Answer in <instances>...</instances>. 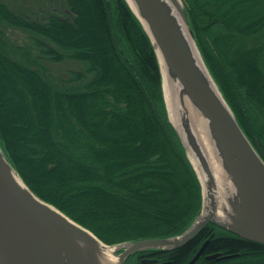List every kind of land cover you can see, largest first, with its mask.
I'll return each instance as SVG.
<instances>
[{
    "label": "trees",
    "instance_id": "trees-1",
    "mask_svg": "<svg viewBox=\"0 0 264 264\" xmlns=\"http://www.w3.org/2000/svg\"><path fill=\"white\" fill-rule=\"evenodd\" d=\"M55 1L57 11L26 12L0 0L2 149L35 194L107 244L181 234L202 188L169 120L148 34L125 0ZM183 2L210 73L264 159V0ZM67 60L84 67L55 79L48 64ZM206 240L194 264H264V244L214 223L165 252L186 264ZM218 252L229 257L205 258Z\"/></svg>",
    "mask_w": 264,
    "mask_h": 264
},
{
    "label": "water",
    "instance_id": "water-1",
    "mask_svg": "<svg viewBox=\"0 0 264 264\" xmlns=\"http://www.w3.org/2000/svg\"><path fill=\"white\" fill-rule=\"evenodd\" d=\"M125 1L142 24L156 52L162 75L163 93L169 120L175 128L201 184V210L192 224L181 234L107 244L91 230L69 217L55 205L35 194L13 167L0 145V251L9 264H87L86 259L70 245L65 248L61 241L58 245L47 242L42 236L43 229L55 231L59 233L58 235L77 236L85 242H89L90 237L85 235L84 231L92 233L99 241L115 247L114 254L118 257L119 264H124L130 255L139 251L165 252L183 247L191 242L209 223H214L241 238L264 244V159L241 127L234 111L210 73L196 42L183 0H181V5L178 6L181 16L189 28L190 36L208 73L228 106L232 116L231 124L217 108L212 95L205 87L202 77L197 74L198 71L191 56L190 46L182 36L177 23L170 17L165 1L134 0L146 18L150 30L136 13L129 0ZM160 58L171 68L174 74L172 80L175 81L180 90L179 96L181 95L184 99L187 97L188 101L201 111V118L207 121L209 137L211 136L216 141L215 147L217 151L223 150L227 160V167L234 175L239 193L241 202L238 208L241 216L248 219L249 224L238 222L235 226H229L216 218L215 209L202 216L205 208L204 184L190 156L188 146L171 118ZM188 138L200 155L205 168L208 169L203 159L204 155L200 152L195 142L196 140L191 136ZM228 154L234 158H228ZM238 164L244 167L250 178V183L247 185L243 180L244 174L238 175ZM14 172L18 174L23 182L18 181ZM208 242L209 240H206L195 256L186 264H194L203 254ZM226 257H229V255L222 256L218 252L207 255L205 258L210 260Z\"/></svg>",
    "mask_w": 264,
    "mask_h": 264
},
{
    "label": "bare ground",
    "instance_id": "bare-ground-1",
    "mask_svg": "<svg viewBox=\"0 0 264 264\" xmlns=\"http://www.w3.org/2000/svg\"><path fill=\"white\" fill-rule=\"evenodd\" d=\"M164 1L170 17L177 23V27L182 32V36L190 46L189 49L196 70L198 71L197 74L202 77L205 87L212 95L217 108L221 111L224 118L231 124L232 116L228 106L224 102L216 84L208 73L192 37L190 36L189 28L181 16L178 8V6L181 5V0ZM129 2L139 17L143 20L148 30H150L146 18L142 14L139 6L136 5L134 0H129ZM160 60L164 73V86L171 118L183 136V139L188 146L190 156L196 165L204 184L205 208L202 216H205L207 213L211 212L212 209H215L216 218L229 226H235L238 222L249 224L248 219L241 216L240 209L238 208L239 203L241 202L239 193L235 184L234 175L227 167V160L223 150L217 151L215 147L216 141L211 136L209 137L207 121L201 118V111L190 103L187 97L184 99L181 95L179 96L180 90L175 81L172 80L174 74L171 71V68L166 62L162 61L161 58ZM189 136L194 137L193 139L196 140L195 142L198 145L200 152L204 155L203 159L206 162L208 169L205 168L200 159V155L191 144L190 139L188 138ZM228 158L234 157L228 154ZM237 171H239L238 175L244 174L243 180L246 185L250 183V178L242 165H237ZM14 175L18 181L23 182L16 172H14ZM56 212L58 211L56 210ZM58 234L59 233L55 231L46 229L42 230V236L47 242L58 245L61 241L65 248L70 245L84 259H86L87 264H119L118 257L114 254L115 247L99 241L92 233L84 231V234L90 237L89 242H85L77 236ZM0 264H9L1 251Z\"/></svg>",
    "mask_w": 264,
    "mask_h": 264
},
{
    "label": "rangeland",
    "instance_id": "rangeland-1",
    "mask_svg": "<svg viewBox=\"0 0 264 264\" xmlns=\"http://www.w3.org/2000/svg\"><path fill=\"white\" fill-rule=\"evenodd\" d=\"M8 3L11 7H13L17 11H29L30 8L34 7L38 9L39 7L44 10H49V5L57 6V2L55 0H50L51 3L49 4V0H4ZM56 9V7H54ZM57 11V9H56ZM59 12H61L59 10ZM6 33L8 37L15 42L20 44L29 42V38L26 33L19 29L15 28H7ZM52 74L55 76V79H67L70 77V72L74 70H78L84 67V64L77 61L67 60L62 63H50L48 64Z\"/></svg>",
    "mask_w": 264,
    "mask_h": 264
},
{
    "label": "flooded vegetation",
    "instance_id": "flooded-vegetation-1",
    "mask_svg": "<svg viewBox=\"0 0 264 264\" xmlns=\"http://www.w3.org/2000/svg\"><path fill=\"white\" fill-rule=\"evenodd\" d=\"M164 262H167L166 264H171L170 256L168 255V253L161 251L147 250V251H139L130 255L125 260L124 264H160Z\"/></svg>",
    "mask_w": 264,
    "mask_h": 264
}]
</instances>
